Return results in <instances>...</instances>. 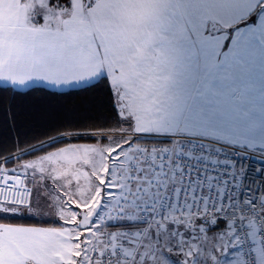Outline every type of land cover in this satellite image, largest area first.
<instances>
[{
  "label": "snow or ice",
  "instance_id": "snow-or-ice-1",
  "mask_svg": "<svg viewBox=\"0 0 264 264\" xmlns=\"http://www.w3.org/2000/svg\"><path fill=\"white\" fill-rule=\"evenodd\" d=\"M77 5L86 25L72 22ZM73 93L99 100L86 110L99 114L70 116L49 104L37 118L67 130L26 148L14 137L11 152L0 141V221L68 227L2 209L67 203L52 168L95 179L98 140L115 150L102 153L109 167L96 181L92 223L113 209L123 219L103 227L129 228L99 244L66 241L80 244L79 255L56 264H264V0H0L4 121L14 133L23 127L18 98ZM86 121L96 130H77ZM55 146L71 154L47 172L46 161L39 170L19 164ZM169 212L181 221L195 215L186 228Z\"/></svg>",
  "mask_w": 264,
  "mask_h": 264
},
{
  "label": "rangeland",
  "instance_id": "rangeland-1",
  "mask_svg": "<svg viewBox=\"0 0 264 264\" xmlns=\"http://www.w3.org/2000/svg\"><path fill=\"white\" fill-rule=\"evenodd\" d=\"M78 8L79 5H77L76 9ZM94 143L95 154L97 157H99L98 159H93L91 161V167L93 170L92 176H94L95 179H92L88 176L87 173H83L79 169L73 171L71 166L65 168L56 164L55 167L52 168V172L60 178V182L67 188L64 196V198L67 200V203H64L63 201L57 199L53 201V206L45 207L41 204L34 207L38 212H42L41 214H45L44 216L58 217L59 219L63 220V222H75L74 229L75 231H77L76 240H79V238L82 236L88 237L89 239L87 242L89 244H99L101 242V232L104 225V213H102L101 217L97 220L96 223L91 224V227L81 228L78 226L77 221L80 220L83 211H88V213H91L98 203L97 201L100 200L101 188L97 185L96 181H99L100 184H103L104 175L107 174V168L109 167L107 157L103 156L102 153L107 152L108 154H111V152L114 150V148L101 145L99 141ZM66 154L70 155V150L64 147H60L56 150L50 151V154L47 156L41 155L26 160L21 164L38 168L39 165L46 161L47 163L43 164V170L47 172L48 164H55L57 158H60L61 156H64ZM82 159L84 160V162H88L89 158L87 154H84ZM72 180H76L77 182L73 184ZM57 190L60 191L61 189L58 188ZM69 205L79 209V211H72V208H70ZM2 210L6 212L18 211L20 213H23L25 211V214L29 213L28 211H26V208H9L7 205H4ZM81 243H84V241H81ZM78 248H80V244H76V249ZM78 255L79 252L76 251V256Z\"/></svg>",
  "mask_w": 264,
  "mask_h": 264
},
{
  "label": "crops",
  "instance_id": "crops-1",
  "mask_svg": "<svg viewBox=\"0 0 264 264\" xmlns=\"http://www.w3.org/2000/svg\"><path fill=\"white\" fill-rule=\"evenodd\" d=\"M17 12L19 8L12 15L15 16ZM72 22L76 26L87 24L88 15L84 9L80 7L76 9ZM26 211L35 216L45 215L35 210L34 207L26 208ZM64 223L68 227L0 224V264H56L57 259H63L65 255L76 256V244L66 242L76 240L75 222Z\"/></svg>",
  "mask_w": 264,
  "mask_h": 264
},
{
  "label": "trees",
  "instance_id": "trees-1",
  "mask_svg": "<svg viewBox=\"0 0 264 264\" xmlns=\"http://www.w3.org/2000/svg\"><path fill=\"white\" fill-rule=\"evenodd\" d=\"M99 100L93 99L90 94L80 93V94H71L64 97L48 100H41L37 98H28V99H17L13 103L17 106L14 108V111L19 112L17 117V122L19 125H23V127L19 128L17 132H13V130L8 126L7 122L4 121L3 114L0 112V141H6L7 147L5 148L6 152H11L13 149V139H19L22 141L21 147H30L32 144L39 142V140L50 139L54 136L59 135L61 132L67 130L64 127H61L58 123L53 121H47L44 119H38L37 117L43 112L45 106L49 104L56 105L58 109H63L68 115H77V116H96L99 114L97 109H93L92 111H86L89 108H92L94 105L99 104ZM6 103V102H5ZM31 113V115L29 114ZM87 127L80 126L77 130L86 131L93 130L96 128H92V121H86ZM97 128L100 126L97 125ZM21 133L25 135H20ZM34 136H38L33 138ZM98 142V140L96 141ZM60 147L64 146H55L52 150H56ZM44 154H35L32 157L25 158L19 162H22L41 156ZM19 164L12 166H19ZM22 214H25L24 212ZM9 223V224H25V225H54V224H41L35 221H0V224Z\"/></svg>",
  "mask_w": 264,
  "mask_h": 264
},
{
  "label": "built area",
  "instance_id": "built-area-1",
  "mask_svg": "<svg viewBox=\"0 0 264 264\" xmlns=\"http://www.w3.org/2000/svg\"><path fill=\"white\" fill-rule=\"evenodd\" d=\"M121 155H124V153H121ZM3 198L11 201L13 203H17L16 198L12 195L11 192H5ZM22 208H26V207H19V209H22ZM109 213H104V215H103L104 223L107 219H114V220L115 219H123V217L116 216L115 211L113 209H109ZM194 215L195 214H192V216L186 217V219L184 221H181V220H179V218L175 214L169 212L167 219L176 221L178 223H184L185 227L187 228V227H190V225L187 223V220L192 219L194 217ZM128 218L132 219V220L142 219V217H140L137 213H133L132 215L128 216ZM153 226L154 225H149V227H153ZM161 226L163 227V224ZM136 227H141V226L136 225ZM128 228H129V225H126V224L116 225L113 227H103L102 232H101V238H106V234L109 232L113 233L114 236L119 235L122 231H124ZM113 244L114 245L116 244L115 239H113Z\"/></svg>",
  "mask_w": 264,
  "mask_h": 264
},
{
  "label": "water",
  "instance_id": "water-1",
  "mask_svg": "<svg viewBox=\"0 0 264 264\" xmlns=\"http://www.w3.org/2000/svg\"><path fill=\"white\" fill-rule=\"evenodd\" d=\"M100 201L96 204L94 207L93 211L91 213H88V211H83L81 218L78 222V226L81 228H86L88 227L89 224H92V219L95 216L97 209L99 208Z\"/></svg>",
  "mask_w": 264,
  "mask_h": 264
}]
</instances>
